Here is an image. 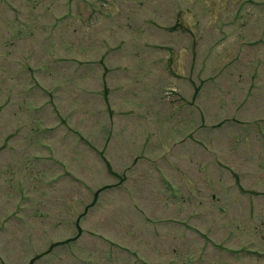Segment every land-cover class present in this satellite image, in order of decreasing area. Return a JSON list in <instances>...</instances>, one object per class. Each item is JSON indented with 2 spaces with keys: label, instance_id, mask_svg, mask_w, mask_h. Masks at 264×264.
I'll return each instance as SVG.
<instances>
[{
  "label": "rangeland",
  "instance_id": "obj_1",
  "mask_svg": "<svg viewBox=\"0 0 264 264\" xmlns=\"http://www.w3.org/2000/svg\"><path fill=\"white\" fill-rule=\"evenodd\" d=\"M0 264H264V0H0Z\"/></svg>",
  "mask_w": 264,
  "mask_h": 264
}]
</instances>
